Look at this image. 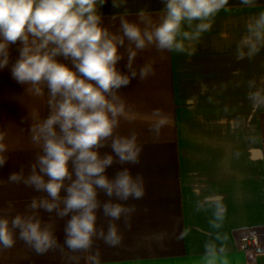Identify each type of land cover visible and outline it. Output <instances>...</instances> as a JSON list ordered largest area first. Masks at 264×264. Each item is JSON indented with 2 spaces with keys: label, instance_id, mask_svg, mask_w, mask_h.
<instances>
[{
  "label": "clouds",
  "instance_id": "1",
  "mask_svg": "<svg viewBox=\"0 0 264 264\" xmlns=\"http://www.w3.org/2000/svg\"><path fill=\"white\" fill-rule=\"evenodd\" d=\"M107 2L0 0V71L7 69L31 96L44 97L46 92L48 108L43 118L31 114L28 133L38 151L27 175L21 168L7 177V183L23 184L39 195L31 197L22 212L12 201L0 207V252L19 241L36 255L59 252L67 264L81 260L102 264L95 242L113 248L123 243L121 222L130 230L136 211L128 202L143 199L145 186L143 175L125 166L140 163L142 146L134 130L119 131L122 121H130L121 89L134 79L155 75L151 62L133 67L140 52L154 48L160 54L191 57L195 43L211 30L229 0H160L162 8L155 18L141 10L135 20L121 17L115 30L104 23L100 12ZM126 2L111 0L113 8ZM240 3L255 7L257 0ZM13 47L18 53L15 59ZM261 49L264 10L244 21L235 58L251 60ZM250 99L264 105V90L250 93ZM150 119L154 122L149 131L155 134L167 122L159 109ZM5 135L0 131V169L8 161ZM114 165L119 167L110 176L108 169ZM4 183L0 180V185ZM209 206L212 226L219 228L226 211L222 198ZM101 215L107 227L98 223ZM59 221H64L62 243L56 234ZM204 248V264H216L225 251L214 240Z\"/></svg>",
  "mask_w": 264,
  "mask_h": 264
},
{
  "label": "crops",
  "instance_id": "2",
  "mask_svg": "<svg viewBox=\"0 0 264 264\" xmlns=\"http://www.w3.org/2000/svg\"><path fill=\"white\" fill-rule=\"evenodd\" d=\"M161 8L160 0H127L120 8L108 0L100 12L115 30L121 17L135 20L143 10L155 18ZM261 10L264 0H257L255 7L229 0L211 30L195 43L191 57L160 54L154 48L138 53L133 67L151 62L155 75L134 79L121 89L130 121H122L119 131L138 134L140 163L125 166L143 175L145 195L128 202L136 211L130 230L121 222L124 239L119 247L95 242L102 264H204V245L210 240L225 249L216 264H264V105L250 99V93L264 90V49L251 60L235 58L244 21ZM17 55L13 47L12 58ZM155 109L167 118L158 134L149 131ZM33 112L40 118L48 114L46 92L44 97L31 96L7 69L0 71V131L8 147L7 164L0 169V180L5 181L0 185V207L12 201L19 212L39 195L23 184L7 183L11 172L23 168L27 175L38 151L28 133ZM118 167L109 168L108 174ZM216 198H222L226 209L219 228L212 226L209 206ZM101 199L106 197L101 194ZM98 223L107 227L102 215ZM63 227L64 221H59L56 234L61 243ZM249 230L259 235L254 254L238 248L240 236ZM0 264L67 261L59 252L36 255L18 241L13 249L0 252Z\"/></svg>",
  "mask_w": 264,
  "mask_h": 264
},
{
  "label": "built area",
  "instance_id": "3",
  "mask_svg": "<svg viewBox=\"0 0 264 264\" xmlns=\"http://www.w3.org/2000/svg\"><path fill=\"white\" fill-rule=\"evenodd\" d=\"M259 244V235L253 230L246 231L238 240V248L246 253H256Z\"/></svg>",
  "mask_w": 264,
  "mask_h": 264
}]
</instances>
